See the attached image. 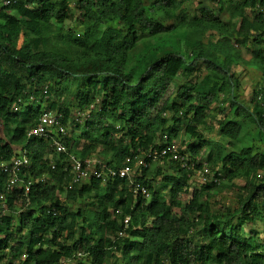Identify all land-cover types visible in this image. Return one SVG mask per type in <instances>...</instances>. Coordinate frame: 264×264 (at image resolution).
Listing matches in <instances>:
<instances>
[{"label": "trees", "instance_id": "16d2710c", "mask_svg": "<svg viewBox=\"0 0 264 264\" xmlns=\"http://www.w3.org/2000/svg\"><path fill=\"white\" fill-rule=\"evenodd\" d=\"M208 1L199 14L191 0H0V162L26 150L21 177L33 181L27 197L22 187L10 191L0 168V264H264V237L247 231L264 218V150L254 143L227 152L223 140L204 136L223 97L222 138L242 140L247 121L264 137V0ZM44 24L66 29L81 50H47ZM142 34L153 43L135 53ZM253 68L263 80L247 102L241 76ZM73 81L75 103L67 98ZM44 111L63 114L70 151L119 167L184 133L191 142L180 150L207 161L217 181L194 186L166 159L173 173L157 162L138 177L150 198L135 197L122 179L69 189L67 154L48 137L28 138ZM233 188L238 208L212 207Z\"/></svg>", "mask_w": 264, "mask_h": 264}, {"label": "built area", "instance_id": "2783aa9c", "mask_svg": "<svg viewBox=\"0 0 264 264\" xmlns=\"http://www.w3.org/2000/svg\"><path fill=\"white\" fill-rule=\"evenodd\" d=\"M9 1H6V4ZM63 114L57 111H44L39 123L28 132V138L48 137L51 141V147L57 153H66L68 156L69 169L71 178L69 180V189H73L75 184H83L92 180V178L101 179L103 186H107L112 180L122 179L128 182L129 187L133 190L135 197L141 195L143 198H150L149 189L138 179L142 170L145 168L153 169L155 163L166 159L178 162L183 168L189 171L191 181L194 177L199 178L200 182L217 181L215 172H212L207 161L195 160L187 152H182L175 144H167L164 148H152L147 155H136L134 158L128 157L122 166L109 165L102 158L86 157L80 158L79 155L68 149L66 135L68 129L61 123ZM78 119V118H77ZM52 158V154L46 156ZM31 164L30 157L26 150L20 153L15 151L12 160L0 162V168L9 175L8 189L14 191L18 187H22L25 196H29L32 187V180L25 181L21 177L22 169L28 168ZM209 175V176H208ZM5 199V195L0 196ZM137 201V200H136ZM8 208L3 203L2 214H5ZM116 213H121L117 210ZM131 216L125 218L128 225ZM123 235V232H120ZM70 259H63L59 264H69Z\"/></svg>", "mask_w": 264, "mask_h": 264}, {"label": "rangeland", "instance_id": "374dc122", "mask_svg": "<svg viewBox=\"0 0 264 264\" xmlns=\"http://www.w3.org/2000/svg\"><path fill=\"white\" fill-rule=\"evenodd\" d=\"M210 2L208 0H191L190 9L192 11L200 14L201 13V7H200L201 4L205 3L206 5L213 6L214 5L213 2H211L213 5ZM222 17L227 19V15H223ZM78 24H79V22L76 20L75 25L77 26V28L80 27V25H78ZM218 37H219V34H217V33L213 35V39H216ZM44 39H45V48L47 50L53 49L52 51H56V52L66 54V55H68L70 53L75 54L77 50H79V51L81 50V48H79L74 42H72L73 44L70 43L69 34H68V31L66 29H62V28H60L54 24H44ZM207 39H209V37H205L206 41H207ZM150 43L152 44L153 40L150 37H148L147 35L142 34L140 45L133 52L137 53V52L143 50L145 47L149 46ZM68 47H69V49L67 50ZM241 51H242L243 57L248 58L249 52L247 54L246 50H243L242 48H241ZM262 80L263 79H262V75H261L260 71L254 69V68L249 69L248 72H246L245 74H243L241 76L242 84H241V88L239 90L240 97L242 99H244L245 101L249 102V100H251V98H252L253 90L255 89V87L257 86L258 83L262 82ZM263 82H264V80H263ZM180 84H181V81L175 82V85L173 88L174 96H177L176 93H177V90H178ZM77 92H78L77 83L75 81H73L70 84V87H69L68 92H67V95H68L67 98H68L69 102L75 103ZM221 100H222V102H224V105L219 106V102H217L216 104L213 105L212 113L208 118V124L204 128V132H206V135H204V136L206 138L213 137L216 140H223L227 152H230L231 150L239 151L243 146H246L248 144H254V143H256L257 146H259L262 150H264V137L263 138L261 137V135H260L257 127L255 126V124L251 123L250 121H247L244 124L242 140L240 139L239 141L233 142V145L231 142H229V140L222 138L220 136L219 130H218V124H219V121L223 118L224 114H221L219 110H220V108L224 109L223 106H226L227 112L229 110V103L227 101H225V99L223 97L221 98ZM74 106H76V105H74ZM244 136H246V139H244L245 138ZM164 141H166V136H164L162 138L160 137L159 142H164ZM79 142H80V145L83 146V143L81 141H79ZM190 142H191L190 140L186 139L184 133H182L181 137L178 140H176L174 144L179 149L186 150V149H188L187 146ZM157 166H160V167L162 166L164 174H167V172L170 174L173 173L172 172L173 166L169 165L168 163H165L164 161H159L157 163ZM155 168H156V165H155ZM162 177H163V175L158 179L159 180L158 183L161 181ZM193 182H194V184H193L194 186L195 185L196 186L202 185L199 178L194 177ZM238 182L241 183L242 180H238ZM159 185H160V183H159ZM238 194H239V190H237V188H233L229 191L226 190L223 194H220V196L218 198L210 200V203H211L212 207L217 206V204L220 202V204H222L223 206H227V207L231 208V210L236 209V208H238V203H237V201H238L237 195ZM184 200L187 201L186 199H184ZM86 204L87 203L83 202L82 206L84 205L85 208H87ZM79 207H80V204H78L77 202L73 205V209H78ZM86 212H87V209H86ZM250 228H256L260 232V238L261 237L263 238L264 237V218L262 219V221L259 220L257 223H253L252 225H250V227L247 228V231L250 230ZM256 239L259 240V238H256Z\"/></svg>", "mask_w": 264, "mask_h": 264}, {"label": "crops", "instance_id": "0c3cea01", "mask_svg": "<svg viewBox=\"0 0 264 264\" xmlns=\"http://www.w3.org/2000/svg\"><path fill=\"white\" fill-rule=\"evenodd\" d=\"M227 18H228V17H227ZM224 19H225V18H224ZM215 32H216V31H215ZM215 32L213 31V33H215ZM216 33H217V32H216ZM216 33H215V34H216ZM217 34H218V33H217ZM219 37H220V36H219ZM219 37H218V38H219ZM218 38H216V39H214V40H217Z\"/></svg>", "mask_w": 264, "mask_h": 264}]
</instances>
